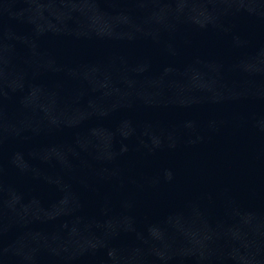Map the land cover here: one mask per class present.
<instances>
[{
	"label": "water",
	"instance_id": "obj_1",
	"mask_svg": "<svg viewBox=\"0 0 264 264\" xmlns=\"http://www.w3.org/2000/svg\"><path fill=\"white\" fill-rule=\"evenodd\" d=\"M0 264H264V0H83L0 112Z\"/></svg>",
	"mask_w": 264,
	"mask_h": 264
}]
</instances>
